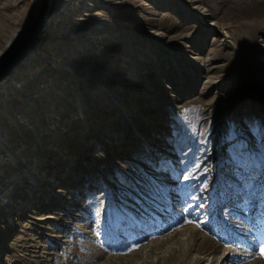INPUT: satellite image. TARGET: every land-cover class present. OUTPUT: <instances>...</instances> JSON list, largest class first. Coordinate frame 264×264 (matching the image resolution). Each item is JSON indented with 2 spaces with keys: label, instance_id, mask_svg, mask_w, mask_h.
<instances>
[{
  "label": "rangeland",
  "instance_id": "374dc122",
  "mask_svg": "<svg viewBox=\"0 0 264 264\" xmlns=\"http://www.w3.org/2000/svg\"><path fill=\"white\" fill-rule=\"evenodd\" d=\"M76 3L72 0V10ZM142 3L151 2H130L122 9L93 6L94 14L111 17L114 28L82 38L93 46L89 59L58 44L60 52L44 58L36 69L58 66L63 69L61 77L45 75L24 94L0 97V117L13 115L14 105L31 108L15 114L27 116L20 123L24 127L10 138V143L19 145L12 154H0V264H193L192 258L208 248H216L210 256L216 262L227 256L222 264H264L260 253L264 247V133L249 136L250 129L264 127V107L255 105L246 81L240 84L237 100H214L212 112L200 118L202 106L192 104L200 84L175 101L182 89L169 77L175 79L173 70L188 61L181 57L184 48L176 39L195 34L199 24L181 23L174 13L167 17L164 7L158 12L162 14L158 23L166 29L167 38L154 41L151 36L158 28L147 26L145 19L151 15ZM30 4L31 0H0V73L29 39L19 43L6 60L8 44L18 39ZM257 5L263 7L252 8ZM220 7L219 17L228 20L246 17L260 24L264 19V0H229ZM71 12L59 17L47 34L58 28L70 35L66 27ZM180 23L193 29H177ZM212 38L208 36L200 57L208 53ZM102 40L111 42L108 49ZM165 44L173 48L162 54L159 47ZM51 49H46V56ZM67 56L78 63L64 64ZM263 57L255 58L263 61ZM86 60L91 63L85 64ZM222 64L220 60L212 66ZM253 68L247 75L262 74L259 65ZM204 72H193L192 79ZM226 74L228 79L212 88L205 102L218 94L230 97L227 89L235 79L240 81L241 73L228 70ZM29 90L36 97L29 96ZM121 100L129 104L128 109L119 105ZM113 102L116 106L110 108ZM184 105L189 106L187 121L180 114ZM249 105L253 106L250 113ZM129 116L134 118L119 121ZM9 128L0 124L3 136ZM161 139V154L147 153L144 146ZM165 152L180 160L174 171L163 164ZM59 160L63 166L54 167ZM36 180L42 181L41 190H36Z\"/></svg>",
  "mask_w": 264,
  "mask_h": 264
},
{
  "label": "bare ground",
  "instance_id": "6f19581e",
  "mask_svg": "<svg viewBox=\"0 0 264 264\" xmlns=\"http://www.w3.org/2000/svg\"><path fill=\"white\" fill-rule=\"evenodd\" d=\"M227 1L229 0H212V1L183 0L184 2L183 5H179L176 0H149V2H151L150 5L142 3L146 8L144 10H146L147 13L151 15V17L145 19L147 21V26L150 28L157 27L159 30V31L158 30L156 31L155 36L153 37L151 36V39L154 41L164 42L167 38L166 29H164L163 27H160L158 23V17L162 15L158 12L160 9H165L164 7H167V10H166L167 12L163 13V15L167 17L173 15L172 13H174L176 18L181 23H184V21L188 20L189 22L196 21L199 24L198 31L196 30L193 31V33L195 34H192V35L194 36L192 35L189 36L188 34H185V35H181L180 37L176 39L177 40L176 44L183 47L185 50L184 51L180 49L181 57L185 59L187 58L188 59L187 62L189 63L186 62L183 65L177 64L178 66H176L175 70H173L174 72L177 73V77L175 79H172L169 77V79H171V81L173 82L175 87L178 88V90L182 89L179 91L177 98H175V101L180 100V99L177 100L179 95H183V94L186 95L187 92H190L191 90L195 89L196 87H198L199 84L201 85V91L198 97L193 100L194 103H192V104H198L202 106L201 107L202 110H201V113L198 114V118L203 117L205 114L208 115L212 112V103L214 100L217 101V100L225 99L228 102L237 100V95L239 94V91L241 90L240 84L244 83L245 81H246V89L248 90L251 89L250 96L253 97L252 98L253 100H256L255 105H260L264 107V95H261L262 94L261 92L264 91L262 89L264 87V59L263 61H259L258 58H255L256 55L264 56V19L261 20L260 24H258L255 20H248V18L246 17L236 18L235 21L228 20L223 16L219 17L218 11L222 9V7H220V4L222 3L224 4ZM236 1L244 2V1H249V0H236ZM130 2H133L136 4L137 2H140V0H86V2L85 0H78V3L75 4L73 10H72V7H70L72 0H31V4L29 7V15H27L28 17L26 16L27 20L26 19L24 20L19 30L17 31L16 36L18 37V39L15 41V43L14 41H11L8 44V48L10 49L8 50V55H7L6 60L9 61L10 58L14 55V53L18 49L17 46L19 45V43L22 44L24 41H26L28 38L30 39L35 34L36 28L39 25V23H42L41 29L37 35V38L35 39L36 43L34 45L32 43L29 46L30 48L28 47L25 49V45L27 41L29 40L28 39L25 45L21 46L22 48L18 52V54L12 59V61L16 59L17 61V63L15 64L16 66L17 64L20 63L22 59L24 61L21 62V64L18 65V67H14L15 65L10 66L12 62L11 61L6 66V68L2 71V73H0V75L3 74L0 80V83L3 84V82L6 80L4 82L5 84L0 87V97H3V98L5 97L6 99H8V96H12L14 92L16 93L15 95L24 94L26 92V89L30 88V90H32L31 88L37 82H39L40 80H43L45 75L46 77H49V78L51 77V75H59V77H61L60 70H63V69L58 66L55 67L54 69H48V68H45L44 70L36 69V66L42 63L43 62L42 60L44 58L45 59H47L48 57L52 58L53 56H55V54H52L53 52L56 53L58 52V50L60 52L61 48L57 47L58 44H64L65 46L69 47L67 49V52H71V54L79 53L84 58H88V57L90 58L89 54L93 52L94 50L93 46L91 43L86 42V40H83L82 38L96 31H101V32L106 33L110 29L114 28V27L112 28V25H110V23H112L110 16H106L103 13H99V12L94 14L92 7L95 6L96 8H100L103 6L105 8L113 7L117 9H122V8L127 7V3H130ZM142 4H138V5L142 6ZM256 4H258V2H256ZM212 7L215 10H213ZM258 7H263V6L262 5L252 6V8H258ZM208 8H211L213 11L208 10ZM69 10L72 11L69 16L71 17L70 19L71 22H70V25H68L66 28H67V31L68 30L70 31V35H68L64 31H58V28H57V31H55L54 33L52 32L53 33L52 35H48L47 34L48 31H50L54 27L56 20L62 15H64ZM150 10H153V11H150ZM45 12H47L46 13L47 15H45ZM246 12L248 14L251 13L250 10H247ZM68 18L65 17L64 19L67 20ZM181 23L177 24L176 26L177 29H181L185 32L191 31L193 29V26H186V25H182ZM248 29H251V31L248 32ZM210 35H213V38H212L211 45L208 49V53L205 56L200 57L199 53L203 51L204 46H206L208 36ZM259 37L262 38L261 41H259L258 39ZM185 41L188 44L187 46H185L184 44ZM110 43L104 40L102 44H105V48L108 49L109 47L108 44ZM49 46L52 47L51 54L46 56L45 51ZM171 48L173 47L169 44H165L164 46L159 47L160 52L162 54L168 53L167 52L168 49L171 50ZM81 49H83L84 52L80 51ZM102 54H107V53L103 52ZM186 54L190 56H187ZM6 60L4 59V62H2V64H5ZM174 60L175 62L173 61L172 62L174 65H176L177 59H174ZM220 60L223 61L224 64L212 66L213 63H218V61ZM88 61L86 60V62L84 63L86 64ZM63 62H65L64 64H67V65L68 63L69 65L70 64L75 65L78 63L77 60L70 58L68 56L66 57V60L64 59ZM47 63H50V62L47 61ZM89 63L91 62L89 61ZM250 63H251V66L247 67ZM128 64H131V63L128 62ZM51 65L54 66V64H51ZM253 65H256V66L259 65L261 67V73H262L261 75H258L257 73L253 75H247L253 70H255L253 68ZM204 69H205V72L203 76H200V77L197 76L196 78L194 77L192 79L193 72L200 73ZM228 70L229 71L233 70V72H236L238 76L241 73L240 81L238 82V79L237 80L235 79L231 87L229 86L228 87L229 89H227V91L230 94L229 95L230 97L228 96L226 97L225 94H218L217 96L212 98L211 102H205L203 98L210 93L212 88L218 87L221 83H223L225 80L228 79L227 74H226V71ZM121 75L124 76V74H121ZM24 77H27V80L24 83L25 85L22 86L21 88H18V84L20 83V81H22V79H24ZM186 79L189 80V83L188 84L186 83L187 85L185 83L182 84V81H185ZM251 83L252 85H250ZM30 95L32 97H36L35 94L32 92L29 93V96ZM13 100L15 102L18 101L16 98H13ZM0 101L2 105V98H0ZM26 101L28 102V100ZM32 101H35V99H33ZM118 103L119 105L120 104L124 105L123 107H125V109H128L129 104L127 102L126 103L118 102ZM102 104L103 103H99L97 105H102ZM103 105H106V104H103ZM115 106H116V103L113 102L110 105V108H114ZM14 108H15V111H14ZM21 108L24 109L25 107L14 105L13 115H10L9 113V115H7L6 117H3L4 115L0 117L1 126L5 125V126L10 127L9 128L10 131L7 130L9 131V133L6 134L5 136H3V133H2L3 131L2 129H0V154H4L3 152H10L12 150H15V146L19 145L16 142L10 143V138L13 139V137L16 136L19 127L20 129L24 127L20 124L21 120L27 119L25 118L26 115L16 116L17 114L21 113V110H20ZM188 108L189 106H186V105L182 107L183 111L182 113H180L182 120L183 119L186 121L189 120L190 114H189ZM251 108L253 109V106L252 107L251 105L247 106L246 111L250 113ZM30 109L31 108L28 107L24 110H30ZM129 118H134V117L129 116L128 119L122 118L119 121L123 122L125 120H129ZM146 120H143V121H146ZM261 120L264 121V119H261ZM232 124H238V123H232ZM238 125H241V124H238ZM12 128L17 129V130L16 131L14 130V132H12ZM35 130L37 132V129ZM249 132H250L249 136L253 134L256 135V133H264V127H257V128L254 127L250 129ZM129 136L132 137L131 134ZM157 143H158V146L156 145ZM163 143H164V139H161L155 142V145H150L149 147L144 146V148L149 154L159 155V153L161 152L160 147ZM261 145L264 146V142H262ZM163 151L164 150H162V153ZM163 157H164L163 164H165L168 168L172 169L171 171H174L175 169H177V163L180 160L176 157V155H174L172 152L171 153L165 152V155ZM59 161L61 162H57V161L53 162V166L56 168L63 166L62 160H59ZM19 162H20L19 164L20 166L25 165V163H23L22 161H19ZM69 173H72V172L69 171ZM34 174H37V173H34ZM45 177H47V174L45 175ZM68 177L70 178V175ZM69 181L71 180H68V182ZM35 182L37 183L35 185V188L37 187L36 190H41L39 189V184L42 183V181L36 180ZM55 195L59 196L58 194H55ZM215 251H216V248L204 249L201 252L200 256H194L192 258L194 261L193 264H222L224 261H227V256L221 257V259L217 262H216V258L214 257L210 258V256L214 254ZM228 255L231 256V254H228Z\"/></svg>",
  "mask_w": 264,
  "mask_h": 264
},
{
  "label": "water",
  "instance_id": "95a60500",
  "mask_svg": "<svg viewBox=\"0 0 264 264\" xmlns=\"http://www.w3.org/2000/svg\"><path fill=\"white\" fill-rule=\"evenodd\" d=\"M46 13L47 12H45V15H47ZM41 25H42V23H39V25L36 28L35 34L27 41V43L25 45V49L28 48L34 42V40L37 38V35H38V33L40 32V29H41ZM16 63H17V61L15 59L14 61L11 62L10 66L15 65ZM5 72H4V74H5ZM2 75L3 74L0 75V80L2 78Z\"/></svg>",
  "mask_w": 264,
  "mask_h": 264
},
{
  "label": "snow or ice",
  "instance_id": "6c2138e0",
  "mask_svg": "<svg viewBox=\"0 0 264 264\" xmlns=\"http://www.w3.org/2000/svg\"><path fill=\"white\" fill-rule=\"evenodd\" d=\"M260 253H261V255H264V247H261Z\"/></svg>",
  "mask_w": 264,
  "mask_h": 264
}]
</instances>
